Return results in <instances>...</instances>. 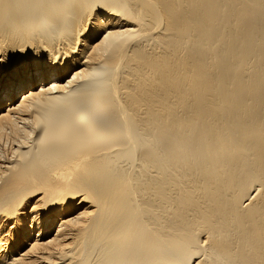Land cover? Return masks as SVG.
Returning a JSON list of instances; mask_svg holds the SVG:
<instances>
[{"label":"bare ground","instance_id":"obj_1","mask_svg":"<svg viewBox=\"0 0 264 264\" xmlns=\"http://www.w3.org/2000/svg\"><path fill=\"white\" fill-rule=\"evenodd\" d=\"M0 264H264V0H0Z\"/></svg>","mask_w":264,"mask_h":264}]
</instances>
